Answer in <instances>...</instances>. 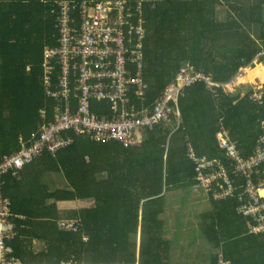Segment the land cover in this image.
<instances>
[{"label": "trees", "instance_id": "16d2710c", "mask_svg": "<svg viewBox=\"0 0 264 264\" xmlns=\"http://www.w3.org/2000/svg\"><path fill=\"white\" fill-rule=\"evenodd\" d=\"M99 1L105 0H0V160L54 119L57 103L45 93L42 52L58 42L63 4L76 20L82 3ZM142 9L147 32L142 75L150 88L143 100L131 93L138 109H154L188 63L222 83L242 65L264 64V0H147ZM234 90L211 92L199 80L179 99L180 122L173 116L157 125L138 146L76 136L72 145L54 155L42 153L17 175L4 174L1 191L11 202L15 232L6 240L11 257L21 264H171L161 215L167 193L200 186L189 149L221 159L229 171L216 141L223 123L242 156L254 154L264 96L253 102L251 83ZM97 105L106 109L95 103L94 111ZM46 173H61L65 186L43 184ZM228 177L232 197L215 199L214 191L204 189L211 210L200 215L199 230L215 249L209 264H264V232H251L254 222L236 213L246 201L239 197L246 179L231 172ZM60 201L76 207L59 210ZM64 219L74 226L60 225ZM35 242L41 247L35 249Z\"/></svg>", "mask_w": 264, "mask_h": 264}, {"label": "built area", "instance_id": "2783aa9c", "mask_svg": "<svg viewBox=\"0 0 264 264\" xmlns=\"http://www.w3.org/2000/svg\"><path fill=\"white\" fill-rule=\"evenodd\" d=\"M82 7L88 8L86 3ZM70 15L69 5L64 3L58 14V42L46 46L42 52L45 93L57 103L54 119L41 125L18 152L0 160V264H21L11 257L13 249L6 243L15 232L11 202L1 191L4 174L11 171L17 175L42 153L54 155L72 145L76 136L85 135L96 142L116 141L126 147L138 146L144 134L157 125L171 122L173 116L180 122L179 99L187 87L204 80L211 92H216V88L231 92L239 83L237 80L248 72V66H240L229 82L222 83L196 72L188 63L166 86L154 109L146 106L138 109L130 102L131 93L143 100L150 88L142 75L147 38L142 3L138 1L132 6L125 0H105L81 10L79 19L72 20ZM254 86L251 98L261 103L263 86ZM95 103L106 109L99 110L97 105L94 111ZM40 114L43 116L44 110ZM261 129L254 154L245 158L228 129L220 124L216 141L224 152L229 171L221 159L199 157L192 148L188 153L200 186L208 192L214 191L215 199L233 196L235 189L228 172L246 179L239 196L241 201L246 196V201L237 206L236 213L254 222L250 225L253 233L264 232V122ZM60 225L74 226L64 221Z\"/></svg>", "mask_w": 264, "mask_h": 264}, {"label": "rangeland", "instance_id": "374dc122", "mask_svg": "<svg viewBox=\"0 0 264 264\" xmlns=\"http://www.w3.org/2000/svg\"><path fill=\"white\" fill-rule=\"evenodd\" d=\"M139 2L143 4L147 0H139ZM93 4L94 2L88 3V8L82 7L79 10H88ZM224 13L226 14L225 11ZM219 20L223 22L225 18L221 17ZM254 66V69L248 70V73L237 81L258 86L263 85L264 67L261 64H255ZM172 125L174 124L171 123ZM45 178L50 186H57L56 184L61 183L58 184V189L65 184L64 176L61 173L49 174ZM74 206L76 207V203ZM210 210L209 198L203 188L187 187L182 190L169 192L165 197V211L161 215V219L166 228V238L170 239L173 250H175V247L184 249L188 243L193 247V253L187 256L189 258L187 263L209 264L212 253L215 252V249L207 242L199 230L200 215L206 214ZM63 221L68 222L65 219ZM181 243L182 246L180 245ZM185 251H189V249L187 248Z\"/></svg>", "mask_w": 264, "mask_h": 264}, {"label": "crops", "instance_id": "0c3cea01", "mask_svg": "<svg viewBox=\"0 0 264 264\" xmlns=\"http://www.w3.org/2000/svg\"><path fill=\"white\" fill-rule=\"evenodd\" d=\"M43 14L46 16L45 11L43 12ZM42 61H43V54H42ZM256 64H258V65L261 64L264 67V64L261 63V62L260 63H256ZM252 66L253 65H250L248 67V70L254 69L255 66H253V67ZM263 82H264V80H263ZM263 82H262V84H263ZM237 84H240V83H237ZM242 84H245V83L243 82ZM231 92L232 93L235 92L234 88H232V91ZM174 124H176V123H174ZM144 136H146V134H144ZM49 174H53V173H46V174H44L43 177H42V179H41L42 180V183L45 184V185H47L49 188L57 189L58 184H61V183L56 184L57 186H54V185L53 186H50V184L48 183V181L45 180L46 179L45 177L47 175H49ZM54 174H56V173H54ZM64 186H65V184L63 186H61V188H63ZM195 187L202 188L200 186H195ZM166 195H165V197H166ZM74 204H75V202H73V201H60V202H57L58 209L59 210H62V211L67 210V209H70V208H75ZM186 236L188 237V235H186ZM164 238L167 241H169V243H170V249H169V261H170V263L171 264H190V263H187V262H189V258L187 256H189V254H192L193 253V247L190 246L189 243H188V245L184 249H181L180 247H175V250H173L174 248H173V246L171 244L170 239L168 237L166 238V228H165V225H164ZM180 245L182 246V243ZM193 246H194V243H193ZM38 247H41V244L39 242L38 243L35 242L34 243V248L36 249ZM187 248L189 249V251H185V249H187Z\"/></svg>", "mask_w": 264, "mask_h": 264}, {"label": "clouds", "instance_id": "9594fccd", "mask_svg": "<svg viewBox=\"0 0 264 264\" xmlns=\"http://www.w3.org/2000/svg\"><path fill=\"white\" fill-rule=\"evenodd\" d=\"M242 66H248V67H249L250 65H249V64H247V65H242ZM262 86H263V85H262ZM263 122H264V121H263Z\"/></svg>", "mask_w": 264, "mask_h": 264}, {"label": "bare ground", "instance_id": "6f19581e", "mask_svg": "<svg viewBox=\"0 0 264 264\" xmlns=\"http://www.w3.org/2000/svg\"><path fill=\"white\" fill-rule=\"evenodd\" d=\"M204 75V74H203ZM254 75V74H253Z\"/></svg>", "mask_w": 264, "mask_h": 264}]
</instances>
